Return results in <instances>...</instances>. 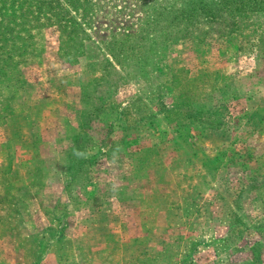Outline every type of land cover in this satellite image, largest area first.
<instances>
[{
	"label": "rangeland",
	"instance_id": "1",
	"mask_svg": "<svg viewBox=\"0 0 264 264\" xmlns=\"http://www.w3.org/2000/svg\"><path fill=\"white\" fill-rule=\"evenodd\" d=\"M47 243L264 264V0H0V264Z\"/></svg>",
	"mask_w": 264,
	"mask_h": 264
},
{
	"label": "trees",
	"instance_id": "2",
	"mask_svg": "<svg viewBox=\"0 0 264 264\" xmlns=\"http://www.w3.org/2000/svg\"><path fill=\"white\" fill-rule=\"evenodd\" d=\"M48 250H50V244L49 243H47L46 245L43 244V247L40 248L38 251V254H37L38 258L34 259L32 264H37L38 259L39 258L41 259ZM70 262H71L70 259H67V260H64L63 264H70Z\"/></svg>",
	"mask_w": 264,
	"mask_h": 264
},
{
	"label": "crops",
	"instance_id": "3",
	"mask_svg": "<svg viewBox=\"0 0 264 264\" xmlns=\"http://www.w3.org/2000/svg\"><path fill=\"white\" fill-rule=\"evenodd\" d=\"M45 260H47V261H50V260H48V259H45ZM18 262H21V263H23L24 262V259L22 260V259H20Z\"/></svg>",
	"mask_w": 264,
	"mask_h": 264
}]
</instances>
